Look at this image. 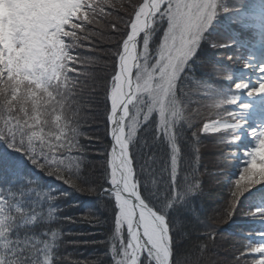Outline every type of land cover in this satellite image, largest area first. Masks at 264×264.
Here are the masks:
<instances>
[{"label": "snow or ice", "instance_id": "6c2138e0", "mask_svg": "<svg viewBox=\"0 0 264 264\" xmlns=\"http://www.w3.org/2000/svg\"><path fill=\"white\" fill-rule=\"evenodd\" d=\"M0 9V264H216L225 235L230 264H264V0ZM101 117L107 143L90 134ZM64 186L97 198L81 222L103 239H66L80 204ZM68 243L103 251L72 258Z\"/></svg>", "mask_w": 264, "mask_h": 264}, {"label": "trees", "instance_id": "16d2710c", "mask_svg": "<svg viewBox=\"0 0 264 264\" xmlns=\"http://www.w3.org/2000/svg\"><path fill=\"white\" fill-rule=\"evenodd\" d=\"M3 9H1V12ZM233 30L236 31L240 36L241 39H247V33L243 32L241 26L233 25ZM104 45H101L103 47ZM222 52L228 54H241L237 53L235 49H226L221 50ZM220 59L227 60L226 55H222L219 57ZM231 63V61H228ZM211 71L210 65H205L204 67L198 70L197 75L199 76L201 73L207 74ZM204 78H207L205 76ZM93 131L90 133L93 136H99L102 138L104 143H107L105 128L103 124L102 117L100 118L99 122L92 125ZM90 144V148L93 152L100 146L101 140H92L88 142ZM221 149L213 146L211 143H208L205 149H202V166L208 168L209 170H213L218 161L216 158V153L219 152ZM49 179V178H45ZM209 181V189L212 190L218 185L216 182L209 176L207 177ZM58 183V182H56ZM64 191H69L72 194L68 197V200L64 201L65 204L71 202H79V207H67L65 209V215L73 217L77 220L76 223H71L69 221H65L63 224V229L66 232L71 233V235L67 236L66 239L69 241L72 240H85V239H103L104 238V231L100 226H94L88 223L81 222V218L85 213H87L90 209L93 211H101L98 209V205L96 203V197H89V196H82L78 193L72 192L71 189H68L66 186L63 188ZM211 194V192H210ZM259 206V204H252V207ZM241 221L249 225L250 227L259 228L262 227L261 225L255 224L245 218H240ZM239 240V236L233 237L225 235L224 237H217V242L214 248L216 255H214L211 259L216 261V264H230L231 260V252L228 250L229 243L233 240ZM65 253L71 254L72 258H79L84 259L88 257H93L103 251V245H84V244H72L68 243L66 247L62 250Z\"/></svg>", "mask_w": 264, "mask_h": 264}, {"label": "rangeland", "instance_id": "374dc122", "mask_svg": "<svg viewBox=\"0 0 264 264\" xmlns=\"http://www.w3.org/2000/svg\"><path fill=\"white\" fill-rule=\"evenodd\" d=\"M0 12H1V9H0Z\"/></svg>", "mask_w": 264, "mask_h": 264}]
</instances>
